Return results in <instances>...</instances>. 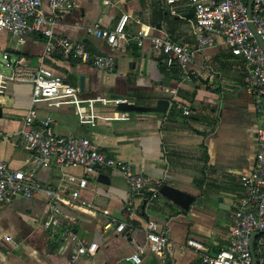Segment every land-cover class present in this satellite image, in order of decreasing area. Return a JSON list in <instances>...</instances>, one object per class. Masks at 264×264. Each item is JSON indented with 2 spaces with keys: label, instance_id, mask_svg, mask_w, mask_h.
I'll use <instances>...</instances> for the list:
<instances>
[{
  "label": "crops",
  "instance_id": "obj_1",
  "mask_svg": "<svg viewBox=\"0 0 264 264\" xmlns=\"http://www.w3.org/2000/svg\"><path fill=\"white\" fill-rule=\"evenodd\" d=\"M43 6L48 11L46 1ZM167 9L165 0H75L71 9L63 11L55 33L86 41L92 51L113 55L115 71L109 76L90 62L64 58L58 51L45 54L40 33L28 34L18 45L16 36L2 32L0 71L6 68L2 57L6 53L11 63L51 69L77 88L81 99L116 94L135 103L155 104L175 93V100L171 99L165 113L135 112L132 116L110 102L95 101L92 125L81 120L72 102L60 98L37 102L38 117L51 115L56 133L89 138L100 150L131 162L148 175L151 185L147 193L132 196L126 179L110 167L86 173L80 165H60L53 159L49 166L35 170L34 180L63 189L62 197L73 204L55 201L59 223L53 226L47 195H13L0 202V264H136L124 256L134 251V245L147 249L148 220L167 231L172 253L165 264H202L198 251L186 243L189 238L201 241L208 254L227 245L229 213L241 195L239 178L254 162L257 128L264 123V114L256 110L245 85L243 61L221 37L195 53L186 67L162 62L151 46V35L166 32L173 40L196 42L192 10L181 0L177 15ZM121 13L129 17L125 36L115 44L87 33L86 26L96 20L112 28ZM138 31L142 34L136 36ZM30 92V82L0 77V160L14 168L33 167L32 151L26 149L20 134ZM176 101L187 106L189 113L184 114ZM99 174L107 180H99ZM82 177L87 179L85 187L78 186ZM163 183L192 194L189 208L184 210L161 194ZM73 189L79 190L77 199L71 196ZM152 190H158V195L149 198ZM79 200L90 202V208L78 206ZM120 222L125 227L117 231ZM70 232L96 243L94 252L72 259L75 247ZM139 264H162V260L146 251Z\"/></svg>",
  "mask_w": 264,
  "mask_h": 264
},
{
  "label": "built area",
  "instance_id": "obj_2",
  "mask_svg": "<svg viewBox=\"0 0 264 264\" xmlns=\"http://www.w3.org/2000/svg\"><path fill=\"white\" fill-rule=\"evenodd\" d=\"M47 3V10L43 2ZM107 1V0H106ZM177 1L165 0L168 12L177 15ZM192 10L191 29L196 42L173 40L163 32L151 35L150 42L154 52L163 57V62L170 67L177 64L186 67L192 56L203 47L215 43L221 37L226 45L238 55L246 69L245 85L254 98L256 110L264 114V49L256 36L264 40V0H253L250 21L255 33L249 26L247 0H181ZM75 0H0V36L3 31L16 36L17 44H22L30 33H40L44 37V53L58 51L64 58H73L90 62L109 76L115 71V58L111 54L92 51L86 41H74L64 35L55 33V26L63 17V11L71 9ZM128 13H121L112 28L101 26L98 20L86 26L88 34L105 39L115 44L118 38L125 36V23ZM138 31L136 36L141 35ZM4 65L10 70L0 71L5 81H27L31 83L30 105L26 109L20 128L26 149L32 151L33 167L28 169L14 168L0 160V202L9 200L13 195L33 197L39 193L49 196L46 209L50 212V223L58 225L55 201L73 204L62 197L63 189H55L34 180V172L39 167L49 166L54 159L60 165H80L86 173H93L96 168L106 166L120 173L127 181L130 194L142 195L148 192L151 180L144 172L115 154L100 150L89 138L75 135H61L54 130V119L51 115L39 118L36 103L42 100L64 99L76 105L82 121L94 124L96 114L93 112L94 102H110L115 105L126 98L96 97L81 99L78 89L63 81V78L42 64L36 66L21 61H7L3 53ZM175 93L171 99L175 100ZM184 114L189 113L187 106L176 101ZM124 112V111H123ZM127 114V112H124ZM256 153L251 169L240 176L241 195L234 201L229 213L231 228L226 246L214 254L206 253L207 247L194 238L186 243L199 253L202 264H264V123L257 128ZM87 179L78 181L79 187H85ZM78 189L71 191L73 199H77ZM158 195V190L150 191L149 198ZM78 206L90 208L91 203L79 200ZM125 222L116 225L122 231ZM53 228V227H52ZM54 231V229H53ZM74 244L70 257L91 255L96 243L79 239L73 232L69 233ZM254 235L250 246V238ZM145 237L148 247L134 245V251L124 256V260L139 264L146 251L160 255L162 264L172 253V245L166 229L159 227L154 220H148L145 226Z\"/></svg>",
  "mask_w": 264,
  "mask_h": 264
},
{
  "label": "water",
  "instance_id": "obj_3",
  "mask_svg": "<svg viewBox=\"0 0 264 264\" xmlns=\"http://www.w3.org/2000/svg\"><path fill=\"white\" fill-rule=\"evenodd\" d=\"M252 1L253 0H247V6H248L247 12H248V18H249V26L253 30V32L255 33L253 23L250 21L251 10H252ZM255 36H256L259 44L264 49V40H262L256 34H255ZM7 61L11 62L10 58H7ZM1 70L2 71H8L9 68L8 67L1 68ZM63 81L65 83H67L66 80H63ZM82 86H83L82 77H80V88H82ZM111 98H121V97H118V95L114 94L111 96ZM169 105H170V98H165V97L157 99L155 104H138V103H135L134 101L126 99L124 101H118L115 104V108L117 110L127 112L129 114V116H132L135 112H161V113H165L168 110ZM263 105H264V100H263ZM1 116H2V108L0 107V117ZM98 179L102 180V181H106L107 177L104 174H99ZM159 192L161 194L165 195L167 198H169L171 201H173L177 205H179L184 210L188 209L191 202L194 200V196L192 194H190V193L184 191L183 189H181L177 186H174L170 183H163L159 187ZM218 201H219V206H221V204H222L221 197H218ZM253 238H254V235H252L250 238V246H251ZM167 263H168V260H167ZM252 264H255V257L254 256L252 259Z\"/></svg>",
  "mask_w": 264,
  "mask_h": 264
},
{
  "label": "rangeland",
  "instance_id": "obj_4",
  "mask_svg": "<svg viewBox=\"0 0 264 264\" xmlns=\"http://www.w3.org/2000/svg\"><path fill=\"white\" fill-rule=\"evenodd\" d=\"M0 67H1V63H0Z\"/></svg>",
  "mask_w": 264,
  "mask_h": 264
},
{
  "label": "trees",
  "instance_id": "obj_5",
  "mask_svg": "<svg viewBox=\"0 0 264 264\" xmlns=\"http://www.w3.org/2000/svg\"><path fill=\"white\" fill-rule=\"evenodd\" d=\"M163 62V61H162ZM165 64V63H164ZM173 66V65H172ZM139 104V103H138Z\"/></svg>",
  "mask_w": 264,
  "mask_h": 264
}]
</instances>
